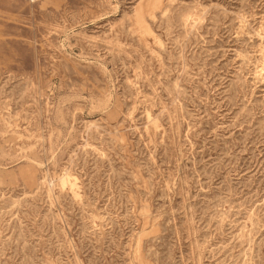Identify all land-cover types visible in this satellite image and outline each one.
<instances>
[{"label":"rangeland","instance_id":"obj_1","mask_svg":"<svg viewBox=\"0 0 264 264\" xmlns=\"http://www.w3.org/2000/svg\"><path fill=\"white\" fill-rule=\"evenodd\" d=\"M0 264H264V0H0Z\"/></svg>","mask_w":264,"mask_h":264}]
</instances>
